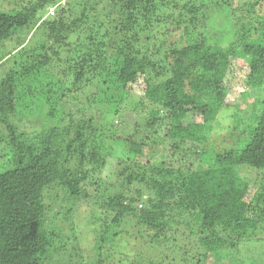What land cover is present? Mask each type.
I'll use <instances>...</instances> for the list:
<instances>
[{
    "label": "trees",
    "instance_id": "1",
    "mask_svg": "<svg viewBox=\"0 0 264 264\" xmlns=\"http://www.w3.org/2000/svg\"><path fill=\"white\" fill-rule=\"evenodd\" d=\"M262 230L264 0L0 6V264H264Z\"/></svg>",
    "mask_w": 264,
    "mask_h": 264
},
{
    "label": "rangeland",
    "instance_id": "2",
    "mask_svg": "<svg viewBox=\"0 0 264 264\" xmlns=\"http://www.w3.org/2000/svg\"><path fill=\"white\" fill-rule=\"evenodd\" d=\"M35 0H0V6L3 4V7L5 8H8L9 10L14 8V7H21V5H27L31 2H34ZM66 2V0H65ZM52 10L55 12V8H52ZM45 17V16H44ZM47 19V17H45ZM226 21L227 20H224V23L226 24ZM37 27H39V25L36 26V28L34 29V35L32 38H30L33 34V32L31 33V36H25L24 35V38H22V42L23 45L16 51V52H13V55L12 57L16 56V55H20L22 51H19L27 42L29 43L28 47L31 45V42L32 40H34L35 38H40L42 36V32L40 31V29H37ZM19 51V52H18ZM56 78H58L57 74L55 75ZM46 80H49V77H39V81H43V83H45ZM35 93H25L24 96H23V100H25V104L26 105H29L30 107H36L37 104H34L35 102H33L32 100L29 101V100H26L30 95H34ZM260 95V91L258 90H252L250 89L247 85L246 86H238L236 87V90L231 92L228 96V101L230 103H240V104H244V107H243V111L247 114V115H251L252 113V105H254V103L256 102V99H258ZM36 96V95H35ZM34 96V98H35ZM87 105V101L85 100V98H83L82 96L72 100V102L70 103V109H71V112L72 114L77 117L81 116L83 114L84 111H82ZM257 105H259V102L257 103ZM87 108V107H86ZM227 120L224 119L223 123L222 124H225V126L229 125L227 124L226 122ZM234 126V125H233ZM222 134H227V132L225 131H222L221 132ZM122 149V146L120 148H117V152L120 154L121 153V150ZM121 155V154H120ZM87 207L85 206H80L76 209V213H74L73 216H75L74 218L75 219V222H76V227L78 228V219H81L84 217V212L86 210ZM80 225L82 226V222L80 221ZM84 228V227H83ZM86 231V230H85ZM84 231V233L82 234H85L87 235V233ZM137 231L135 230L132 234H136ZM135 235L132 236V238L130 240H127V239H124L126 243H131L132 242V246H136L137 247H143L142 245V241H137L135 240ZM258 238L257 241H254V242H251L249 245H247V253L249 256H252L254 258H257L259 260V262L261 261H264V230H262L260 233L257 234L256 236ZM84 240H85V237H84ZM127 240V241H126ZM261 240V241H260ZM83 241V240H82ZM81 241V242H82ZM92 246V243H90V240L88 242V246ZM151 252V253H150ZM149 250L147 251V255L149 256L151 254V258L154 259L155 261H157L158 257L159 256L158 254H156L157 256L153 255L154 252L153 250L150 251ZM238 252V251H237ZM153 253V254H152ZM236 251H232V255L233 256H236L235 255ZM261 258H263L262 260H260ZM111 264H115V262L111 263ZM165 264H170V262H166L165 261Z\"/></svg>",
    "mask_w": 264,
    "mask_h": 264
},
{
    "label": "built area",
    "instance_id": "3",
    "mask_svg": "<svg viewBox=\"0 0 264 264\" xmlns=\"http://www.w3.org/2000/svg\"><path fill=\"white\" fill-rule=\"evenodd\" d=\"M50 13H51V14H53V13H54V11H53L52 9H50Z\"/></svg>",
    "mask_w": 264,
    "mask_h": 264
}]
</instances>
